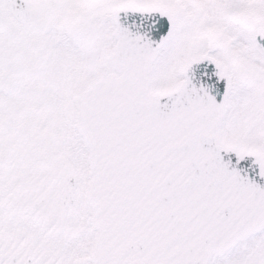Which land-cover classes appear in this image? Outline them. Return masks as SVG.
Wrapping results in <instances>:
<instances>
[{"label":"snow or ice","instance_id":"snow-or-ice-1","mask_svg":"<svg viewBox=\"0 0 264 264\" xmlns=\"http://www.w3.org/2000/svg\"><path fill=\"white\" fill-rule=\"evenodd\" d=\"M0 264H264V0H0Z\"/></svg>","mask_w":264,"mask_h":264}]
</instances>
